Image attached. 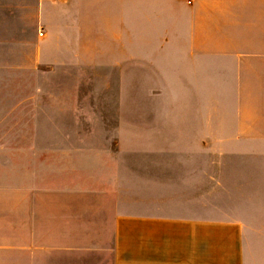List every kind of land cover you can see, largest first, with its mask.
<instances>
[{
    "label": "crops",
    "instance_id": "obj_1",
    "mask_svg": "<svg viewBox=\"0 0 264 264\" xmlns=\"http://www.w3.org/2000/svg\"><path fill=\"white\" fill-rule=\"evenodd\" d=\"M75 84L123 94L105 175H57ZM0 264H264V0H0Z\"/></svg>",
    "mask_w": 264,
    "mask_h": 264
},
{
    "label": "rangeland",
    "instance_id": "obj_2",
    "mask_svg": "<svg viewBox=\"0 0 264 264\" xmlns=\"http://www.w3.org/2000/svg\"><path fill=\"white\" fill-rule=\"evenodd\" d=\"M45 79L47 82L42 85V112L43 124H48L51 84L48 82V78ZM69 86V91L75 97V115L68 117V122L71 120L70 128L72 130L68 133H58L57 175H99L100 173L105 175L110 168L116 165L117 161L113 159V153L118 149L116 147L102 148L99 145L107 140L115 141L129 138V133L116 131L119 117L105 113L116 108V98L123 94L118 93L119 85L114 84H75ZM138 87L139 110L145 112L144 109L147 107L152 110V108L167 104L165 100L147 98V90H149L148 92H158L160 91L158 87L152 85H139ZM162 103L165 104L162 105ZM63 119L65 120V117ZM49 134L48 131L42 132L43 143L41 148L38 149L41 151L43 166L48 161L50 154ZM144 134V132L139 131L134 135L136 138H141V136L143 138ZM52 151H55V149L52 148ZM125 162L126 160L123 158V168ZM140 163L144 162L139 161ZM46 164L49 165V162ZM125 168L127 169V166Z\"/></svg>",
    "mask_w": 264,
    "mask_h": 264
}]
</instances>
